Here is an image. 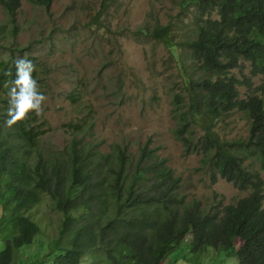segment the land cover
I'll use <instances>...</instances> for the list:
<instances>
[{"label": "trees", "instance_id": "1", "mask_svg": "<svg viewBox=\"0 0 264 264\" xmlns=\"http://www.w3.org/2000/svg\"><path fill=\"white\" fill-rule=\"evenodd\" d=\"M182 1L195 6V37L184 46L199 73L185 75V107L182 96H174L175 137L184 155H200L212 183L225 179L247 195L220 209L185 203L175 196L178 177L149 142L132 166L123 149L99 153L81 138H72L65 154L50 160L39 149L43 130L32 112L6 126L5 81L16 79L19 59L10 54L0 58V264H17L14 251L40 234L28 212L41 194L61 213L57 233L46 244V256L55 253L50 264H82L86 256L88 264H163L182 246L191 264L212 250L236 256L237 264H264V0ZM0 6L15 23L20 0H0ZM154 35H166L165 28ZM164 41L173 51L172 39ZM240 60L261 76L258 94L239 96L238 86L250 85L231 73ZM232 111L249 120L245 139H222L214 130L216 120ZM193 125L202 131L197 139Z\"/></svg>", "mask_w": 264, "mask_h": 264}, {"label": "rangeland", "instance_id": "2", "mask_svg": "<svg viewBox=\"0 0 264 264\" xmlns=\"http://www.w3.org/2000/svg\"><path fill=\"white\" fill-rule=\"evenodd\" d=\"M194 8L182 0H20L12 23L0 6V58L12 54L31 60V75L47 97L43 116L33 113L43 130L39 149L47 158L56 160L72 138H81L99 153L123 149L132 166L140 147L149 142L178 177L175 196L185 203L196 200L201 208L220 209L247 195L225 179L212 183L200 155H184L174 134V96L180 94L185 107V75L199 73L184 46L195 37ZM159 27L166 35H154ZM166 37L175 43L173 51ZM231 73L250 84L238 86L240 97L258 94L254 89L261 76L251 74L248 61L240 60ZM248 126L242 112L232 111L216 120L214 130L222 139H245ZM192 129L197 139L202 131L195 125ZM28 215L40 234L31 245L15 250L13 259L17 264H50L55 253L46 256V244L57 233L61 213L48 194H41ZM190 239L191 231L184 241ZM188 256L182 246L163 264H191ZM88 260L84 257L82 264ZM200 264H237V257L212 250Z\"/></svg>", "mask_w": 264, "mask_h": 264}, {"label": "clouds", "instance_id": "3", "mask_svg": "<svg viewBox=\"0 0 264 264\" xmlns=\"http://www.w3.org/2000/svg\"><path fill=\"white\" fill-rule=\"evenodd\" d=\"M15 68L16 79L5 81V87L8 88L7 127L28 119L30 112L35 113L37 117H42L43 103L47 99L31 75L35 70V65L31 60L19 58L15 61ZM4 75L10 76L11 70H6Z\"/></svg>", "mask_w": 264, "mask_h": 264}]
</instances>
